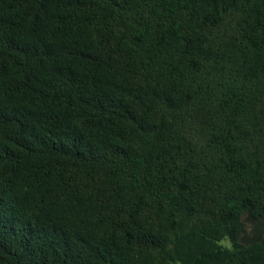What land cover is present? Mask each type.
<instances>
[{"label":"trees","instance_id":"trees-1","mask_svg":"<svg viewBox=\"0 0 264 264\" xmlns=\"http://www.w3.org/2000/svg\"><path fill=\"white\" fill-rule=\"evenodd\" d=\"M262 231L264 0H0V264H264Z\"/></svg>","mask_w":264,"mask_h":264},{"label":"rangeland","instance_id":"rangeland-1","mask_svg":"<svg viewBox=\"0 0 264 264\" xmlns=\"http://www.w3.org/2000/svg\"><path fill=\"white\" fill-rule=\"evenodd\" d=\"M251 226L250 225H248V227H247V234H246V239L247 238H250V236L252 235V232H251ZM226 244H228V242H225Z\"/></svg>","mask_w":264,"mask_h":264},{"label":"flooded vegetation","instance_id":"flooded-vegetation-1","mask_svg":"<svg viewBox=\"0 0 264 264\" xmlns=\"http://www.w3.org/2000/svg\"><path fill=\"white\" fill-rule=\"evenodd\" d=\"M261 238H264V231L261 232Z\"/></svg>","mask_w":264,"mask_h":264}]
</instances>
